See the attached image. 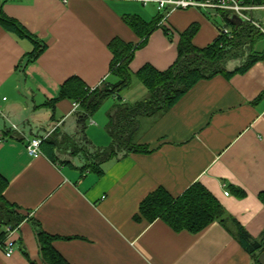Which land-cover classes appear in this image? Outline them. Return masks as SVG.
<instances>
[{"label": "crops", "instance_id": "obj_1", "mask_svg": "<svg viewBox=\"0 0 264 264\" xmlns=\"http://www.w3.org/2000/svg\"><path fill=\"white\" fill-rule=\"evenodd\" d=\"M0 6L46 44L27 61L33 43L0 24V175L4 198L25 216L14 227L0 224V237L15 244L9 257L0 246V264H45L40 231L54 236L52 247L70 264H255L263 250L252 256L234 233L237 224L254 239L264 231V59L243 73L200 79L165 112L140 116L135 143L148 152L111 157L100 164L101 174L82 170L112 144L106 127L115 103L148 97L136 72L145 64L170 67L191 26L192 44L208 46L222 26L231 28L225 15L196 8L167 14L140 0H0ZM249 16L258 32L253 50L261 54L264 5ZM135 20L138 30L128 23ZM154 22L134 48L130 84L92 115L81 105L73 109V99H57L70 77L89 91L116 83L110 42L137 45L139 30ZM57 130L56 161L41 149L28 154L27 138ZM196 182L222 204L225 224L214 220L191 233L160 218L137 219L150 193L164 189L177 197Z\"/></svg>", "mask_w": 264, "mask_h": 264}, {"label": "trees", "instance_id": "obj_2", "mask_svg": "<svg viewBox=\"0 0 264 264\" xmlns=\"http://www.w3.org/2000/svg\"><path fill=\"white\" fill-rule=\"evenodd\" d=\"M249 4L264 5V0H247ZM156 20H159L156 19ZM138 30V22L128 21ZM0 24L9 32L27 38L33 43V48L27 53V61L35 60L46 48V44L38 40L18 20L7 16L0 6ZM143 25V24H142ZM156 25H143L139 30L142 42L137 45L124 43L119 39L110 42L112 52L110 65L111 73L118 81L112 85H102L92 91L77 77H70L61 85L59 98H68L78 101L87 115H92L107 96L117 95L131 82L130 60L134 48L146 41L148 32ZM232 37L218 35L208 46L199 48L192 44L195 26L187 28L178 42V54L175 61L165 70H157L150 64L143 65L136 75L148 90V97L134 104H127L118 100L108 114L107 131L112 138V144L98 149L92 157V162L82 167V170L91 169L98 174L102 173L100 164L111 157L126 155L129 152H148L149 148L135 143V134L139 128L140 116H154L161 114L172 107L198 80L210 78L217 74L230 77L235 73L248 70L258 59H264L263 53L253 50V42L258 32L249 22L238 25L230 21ZM247 49V53H246ZM245 50V52H244ZM244 58L243 64L228 70L225 66L227 60ZM59 130L50 133L40 143V149L53 161H56L55 148L60 146L57 138ZM76 150V148H74ZM73 150V152H74ZM86 153V148H81ZM7 182L0 175V224L17 226L24 215L19 213L15 206L4 198L3 191ZM137 219L145 218L153 221L163 219L175 230H186L191 233L199 232L210 222L220 220L225 224V210L218 199L208 191L200 182L192 184L186 191L177 197L171 196L164 189H157L146 196L139 205ZM234 237L240 245L252 256L264 250V231L261 238L254 239L239 224ZM38 237L45 264H70L54 250L49 236L40 231ZM2 238V239H1ZM6 237H0L2 243ZM255 264H260L256 261Z\"/></svg>", "mask_w": 264, "mask_h": 264}, {"label": "built area", "instance_id": "obj_3", "mask_svg": "<svg viewBox=\"0 0 264 264\" xmlns=\"http://www.w3.org/2000/svg\"><path fill=\"white\" fill-rule=\"evenodd\" d=\"M65 1V0H64ZM143 3L154 2L159 11L166 12L167 14L178 9L196 8L205 11H212L222 13L228 21L236 18L242 22L253 23L252 18L247 14L259 5L249 4L247 0H140ZM218 35H227L232 37V30L229 26H222L219 29ZM79 106V102L73 103V109ZM12 129L18 130L16 125L12 124ZM44 137H30L26 139V150L30 156L36 157L41 153L40 143ZM0 136V141H1ZM228 195V191L224 192ZM4 251L5 256L9 257L13 253L14 241L7 237L0 245Z\"/></svg>", "mask_w": 264, "mask_h": 264}, {"label": "rangeland", "instance_id": "obj_4", "mask_svg": "<svg viewBox=\"0 0 264 264\" xmlns=\"http://www.w3.org/2000/svg\"><path fill=\"white\" fill-rule=\"evenodd\" d=\"M247 14L249 15L250 14V11L249 12H247ZM218 21H219V23H221L220 21V19L218 18ZM247 50V49H246ZM240 58L238 59V60H227L226 62H225V66L227 67V69H233L234 67H235V65H238V64H240ZM242 61H244V60H242ZM132 81H133V83H135V81L137 82V83H140L139 81H138V79L135 77V76H133V78H132ZM139 85H141V84H139Z\"/></svg>", "mask_w": 264, "mask_h": 264}, {"label": "water", "instance_id": "obj_5", "mask_svg": "<svg viewBox=\"0 0 264 264\" xmlns=\"http://www.w3.org/2000/svg\"><path fill=\"white\" fill-rule=\"evenodd\" d=\"M231 22L235 23L236 25H238L239 23H241L242 21L238 18L232 20ZM257 262L260 264H264V250L263 252L258 256L257 258Z\"/></svg>", "mask_w": 264, "mask_h": 264}]
</instances>
